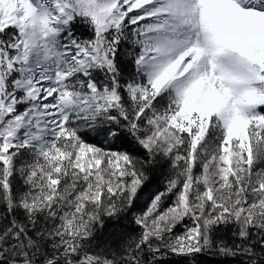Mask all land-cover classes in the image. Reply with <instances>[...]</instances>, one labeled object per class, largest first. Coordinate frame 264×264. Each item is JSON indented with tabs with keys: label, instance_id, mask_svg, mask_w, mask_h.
<instances>
[{
	"label": "snow or ice",
	"instance_id": "obj_1",
	"mask_svg": "<svg viewBox=\"0 0 264 264\" xmlns=\"http://www.w3.org/2000/svg\"><path fill=\"white\" fill-rule=\"evenodd\" d=\"M202 256L264 264V0H0V264Z\"/></svg>",
	"mask_w": 264,
	"mask_h": 264
},
{
	"label": "trees",
	"instance_id": "obj_2",
	"mask_svg": "<svg viewBox=\"0 0 264 264\" xmlns=\"http://www.w3.org/2000/svg\"><path fill=\"white\" fill-rule=\"evenodd\" d=\"M166 171V170H165ZM163 179V172L158 173L156 176H154L153 181L151 184L148 185L147 188H145L141 194V203L145 202L148 197H150L151 193L154 192L157 188L161 186V180ZM116 227L111 222L108 223L106 226L104 232L102 234H98L97 240L99 242H104L107 239H110L113 235L112 229ZM175 258L168 259V264H173ZM200 264H232L230 261H224L216 257H199Z\"/></svg>",
	"mask_w": 264,
	"mask_h": 264
},
{
	"label": "rangeland",
	"instance_id": "obj_3",
	"mask_svg": "<svg viewBox=\"0 0 264 264\" xmlns=\"http://www.w3.org/2000/svg\"><path fill=\"white\" fill-rule=\"evenodd\" d=\"M170 258H172V257H169L168 259H170ZM174 258V257H173Z\"/></svg>",
	"mask_w": 264,
	"mask_h": 264
}]
</instances>
